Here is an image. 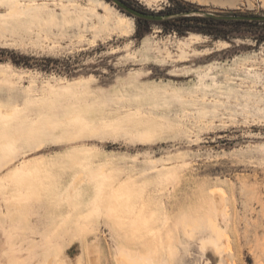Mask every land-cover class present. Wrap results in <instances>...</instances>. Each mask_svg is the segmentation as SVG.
Masks as SVG:
<instances>
[{
  "label": "rangeland",
  "instance_id": "374dc122",
  "mask_svg": "<svg viewBox=\"0 0 264 264\" xmlns=\"http://www.w3.org/2000/svg\"><path fill=\"white\" fill-rule=\"evenodd\" d=\"M12 1L0 0V105L14 109L0 111V264H117L120 249L159 264H264V41L164 24L264 16V0H120L162 20L65 0L80 22L59 0L4 15ZM211 216L228 232L221 255L201 243L216 235Z\"/></svg>",
  "mask_w": 264,
  "mask_h": 264
},
{
  "label": "bare ground",
  "instance_id": "6f19581e",
  "mask_svg": "<svg viewBox=\"0 0 264 264\" xmlns=\"http://www.w3.org/2000/svg\"><path fill=\"white\" fill-rule=\"evenodd\" d=\"M76 3H78L81 6L82 10L86 9L82 0H76ZM56 4H58V2ZM59 4L60 5L58 7H60L63 10L62 14H63L65 21H74L72 19L73 18L75 19L76 17H77L76 22L77 21L80 22L83 19V15L81 13L78 14V16L75 15L76 17H73L72 19L70 18V15H73V14H71L72 10L68 7V4L65 3V0H59ZM72 5H73V3H72ZM23 11H24V9L22 8L21 1L20 0H13L11 2V5H10L8 12L5 13L4 15H9V16L22 15ZM54 14L55 13L52 14L53 18H55ZM117 22L122 27L123 31H127V29H125V27H124V24L128 22L127 18L120 16L117 19ZM94 26L95 25L93 24V27ZM105 28L108 29L109 34H112L115 31L114 28H112L110 26H107ZM1 74H6V71H1ZM66 82L67 81L64 80V81H61L60 83H66ZM0 111L4 112V115H6V116H11L14 113L13 108L5 107L3 105H0ZM81 176H82V173L78 172L77 177L80 178ZM2 178H3V175H0V180H2ZM208 192L212 195L213 203L215 205V209H216L217 214L220 215L222 212H226V210H227L226 206L227 205H226V202H225V199L223 196V194L225 193L224 187L221 185H214V186H211L209 188ZM205 225H206V228L208 230L212 231V234L214 233L216 235H215V237H211L209 239H206V238L202 239L201 243L204 245H208L209 247H212L211 249H213V251H216L217 254L219 253V255H221V253L223 252V248L225 247L223 242H222V239H223V237H226V234H228V232L226 233L224 227L222 225H220V223L217 220V217H215V216H213V217L211 216V217L207 218L205 220ZM185 229H187V228H185ZM191 229H192V227L189 228V231ZM192 232H193V230H192ZM192 232L190 231V233H192ZM229 238H230V236H229ZM167 240H170V239H167ZM171 240H172V238H171ZM115 257L117 259V261H116L117 264H159L158 262H156L154 260L153 256L150 253L145 252V251L133 253V252H128L127 250H124V249H120L115 253ZM60 264H65V263L60 262Z\"/></svg>",
  "mask_w": 264,
  "mask_h": 264
},
{
  "label": "trees",
  "instance_id": "16d2710c",
  "mask_svg": "<svg viewBox=\"0 0 264 264\" xmlns=\"http://www.w3.org/2000/svg\"><path fill=\"white\" fill-rule=\"evenodd\" d=\"M182 12L189 13L190 9L179 8L175 10L170 7L167 14ZM255 17L257 16L244 12L211 13L208 15L179 14L166 18L164 24L167 26L172 21H180V24L174 26L179 34H185L188 31L202 32L215 39L224 40L250 35L256 42L260 43L264 41V16H259L262 18ZM243 25L247 27L242 28Z\"/></svg>",
  "mask_w": 264,
  "mask_h": 264
},
{
  "label": "water",
  "instance_id": "95a60500",
  "mask_svg": "<svg viewBox=\"0 0 264 264\" xmlns=\"http://www.w3.org/2000/svg\"><path fill=\"white\" fill-rule=\"evenodd\" d=\"M113 1L115 3H117L119 6L123 7L124 9L132 12L136 16L145 17V18L153 19V20H162V19H165V17L163 15H160V14L154 15V14H147V13H142V12L135 11L132 8H130L129 6H127L126 4H124L123 2H121L120 0H113ZM255 18H262V17L257 16Z\"/></svg>",
  "mask_w": 264,
  "mask_h": 264
}]
</instances>
